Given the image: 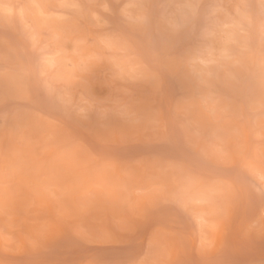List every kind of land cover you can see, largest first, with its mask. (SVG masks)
Wrapping results in <instances>:
<instances>
[{"label": "rangeland", "instance_id": "374dc122", "mask_svg": "<svg viewBox=\"0 0 264 264\" xmlns=\"http://www.w3.org/2000/svg\"><path fill=\"white\" fill-rule=\"evenodd\" d=\"M0 264H264V0H0Z\"/></svg>", "mask_w": 264, "mask_h": 264}]
</instances>
